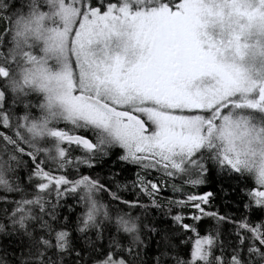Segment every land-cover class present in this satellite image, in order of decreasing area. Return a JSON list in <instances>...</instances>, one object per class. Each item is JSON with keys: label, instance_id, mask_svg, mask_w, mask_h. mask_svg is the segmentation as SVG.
<instances>
[{"label": "snow or ice", "instance_id": "obj_1", "mask_svg": "<svg viewBox=\"0 0 264 264\" xmlns=\"http://www.w3.org/2000/svg\"><path fill=\"white\" fill-rule=\"evenodd\" d=\"M0 264H264V0H0Z\"/></svg>", "mask_w": 264, "mask_h": 264}, {"label": "trees", "instance_id": "obj_2", "mask_svg": "<svg viewBox=\"0 0 264 264\" xmlns=\"http://www.w3.org/2000/svg\"><path fill=\"white\" fill-rule=\"evenodd\" d=\"M17 4H19V0H17ZM109 163H111V161H109ZM133 171H135V169H133ZM21 174L23 173V170H20ZM95 172H99V169H95ZM135 177L133 176L132 179H134ZM187 191H191L192 193H198L199 191H218V188L216 187L215 184H210L208 186H201L200 188H194V189H186ZM133 192L132 186L131 184H128L127 186V191L124 193L125 196H128L130 193ZM164 195H171V189H166L163 193ZM68 202L71 203V197L68 198ZM147 202V201H145ZM214 204H218L221 211H224V205L223 203H221L219 201V197L217 196L216 200L214 201ZM150 213L151 216H155L156 215V210L155 209H150ZM134 214V213H133ZM191 235V234H190ZM185 239H189V237H185ZM191 239H195V236L192 235Z\"/></svg>", "mask_w": 264, "mask_h": 264}]
</instances>
